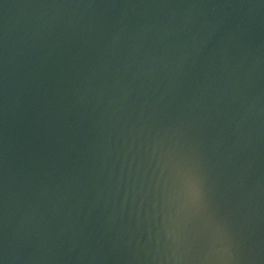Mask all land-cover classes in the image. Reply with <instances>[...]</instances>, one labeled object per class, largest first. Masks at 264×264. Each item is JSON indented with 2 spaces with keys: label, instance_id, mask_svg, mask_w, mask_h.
<instances>
[{
  "label": "water",
  "instance_id": "water-1",
  "mask_svg": "<svg viewBox=\"0 0 264 264\" xmlns=\"http://www.w3.org/2000/svg\"><path fill=\"white\" fill-rule=\"evenodd\" d=\"M0 264H264V0H0Z\"/></svg>",
  "mask_w": 264,
  "mask_h": 264
},
{
  "label": "snow or ice",
  "instance_id": "snow-or-ice-1",
  "mask_svg": "<svg viewBox=\"0 0 264 264\" xmlns=\"http://www.w3.org/2000/svg\"><path fill=\"white\" fill-rule=\"evenodd\" d=\"M190 186L192 187V190H193V194L195 196H200L201 195V191L198 187V185L195 183V182H190Z\"/></svg>",
  "mask_w": 264,
  "mask_h": 264
}]
</instances>
